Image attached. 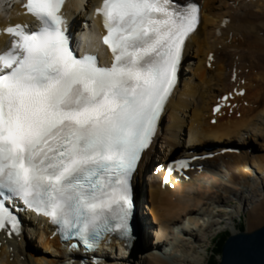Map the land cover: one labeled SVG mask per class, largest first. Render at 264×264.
Listing matches in <instances>:
<instances>
[{"label":"snow or ice","instance_id":"snow-or-ice-1","mask_svg":"<svg viewBox=\"0 0 264 264\" xmlns=\"http://www.w3.org/2000/svg\"><path fill=\"white\" fill-rule=\"evenodd\" d=\"M64 5L22 0L35 26L2 30L11 40L0 51V231L19 234L8 205L18 199L49 217L65 240L94 249L106 234L132 239L130 180L200 9L174 0H102L96 14L106 31L99 40L112 53L107 64L74 54ZM187 166L177 161L168 172Z\"/></svg>","mask_w":264,"mask_h":264},{"label":"bare ground","instance_id":"bare-ground-1","mask_svg":"<svg viewBox=\"0 0 264 264\" xmlns=\"http://www.w3.org/2000/svg\"><path fill=\"white\" fill-rule=\"evenodd\" d=\"M100 1L68 0L65 11L79 30L88 33L91 29L93 49L105 55L99 42L100 20L89 21L90 14ZM174 2L180 6L198 4L201 7V23L187 41L184 55L186 69L180 72L182 84L177 86L165 110L168 119L165 133L159 137L161 149L167 152L164 158L172 154H209L217 155L218 160L199 165L202 171L213 174L196 175L194 182L187 187L174 178L163 189L162 179L168 174L162 175L161 181L154 179L153 173L150 174L152 164L158 162L153 145L146 153L133 183L137 215L132 225V239L120 245L111 242L113 244L110 243L109 249L100 254L104 258L101 264H133L136 260L140 264H203L207 249L203 256L191 258V254L200 250V239L194 231L200 234L202 230L208 232L221 222L216 218L218 214L205 213L204 207L212 204V197L216 199L220 195L222 198L223 181L231 184L233 189L242 187L245 191H252L253 169L264 173V154L259 151L254 154L243 146L248 144L244 140L242 147L234 143L246 133L264 144V0H234L235 7L226 13L228 7L225 6L229 0ZM20 4L22 0H5L0 22L3 23L12 12L14 21L24 18L21 11H16ZM83 22L88 23L90 28L87 29ZM234 75L237 76L236 81L228 82ZM241 90H245L243 96L239 94ZM224 94H230L228 105L222 106L220 113L213 115V106ZM212 118L217 119L214 125L210 123ZM182 140L187 145L180 148ZM240 149L245 152H235ZM261 179L263 182L264 176ZM194 187L202 194L192 195ZM231 201L233 199L223 203L230 204ZM27 220V216L23 215V232L18 237L0 233V264H72L77 257H87L70 255L71 249L63 247L60 239L47 231L49 218ZM248 221V231L264 224V197L253 203ZM232 233H238L237 227ZM187 235L190 238L184 239ZM181 238L184 241L180 242V251L172 252V245ZM201 240L209 242V237H202ZM32 241L43 250V254L54 259L23 251L24 244L30 245ZM155 241L158 248L152 245ZM116 253L121 255L122 262L116 261L119 258Z\"/></svg>","mask_w":264,"mask_h":264},{"label":"rangeland","instance_id":"rangeland-1","mask_svg":"<svg viewBox=\"0 0 264 264\" xmlns=\"http://www.w3.org/2000/svg\"><path fill=\"white\" fill-rule=\"evenodd\" d=\"M233 1L229 0L228 4L225 6V7H228L227 10L225 11V13L230 11L231 7H233V8L235 7V5H233ZM248 2H249V0H248ZM231 79L232 78L230 77L228 79V82H230ZM166 122H167V120H166ZM245 134L246 133H244V136L242 135L243 137L241 136V138L236 139V141H234V143L236 142L235 144L237 146L242 147L241 146L243 143L242 140H244V142L246 141V143H248V144L243 145V146L248 147L247 149H251V151H253L254 154L258 153V151L261 154H264L263 153L264 152V144L261 143L262 141H257V139L249 137L247 134L246 135ZM181 143H180V148H183L185 145H187V142L185 140H182ZM253 149H255V150H253ZM162 150L163 149H161V142H160V144L157 148V151H156L157 154H155L156 158H158L157 160H159L160 163H163L164 155L167 153L166 151L163 152ZM186 150H187V148H186ZM241 151H244V150H242V149L235 150L236 153L241 152ZM178 152H179V150H178ZM175 153H177V152L175 151ZM178 155H180V154H178ZM211 160H218V158L217 159L214 158ZM220 160H221V158H220ZM253 170L254 171L252 172V176H251V184H253L254 189L252 191H249V190L245 191L242 189V187H239V189L238 188L233 189L231 187V184H229V183L227 184L226 181H223L222 182L223 185H221L222 186L221 187L222 188V193H221L222 198L220 197V199H214L212 197V200H210V203H212V204L204 207L203 211L205 213H212L214 215L218 214L216 216V218L221 219V222H219L218 226L213 228L211 231L204 232L202 230L201 234H200V232H197V230L194 231V233H196V235L198 234V239H200V244H198V246H200V250L198 249L199 250L198 253L196 252L194 254H191V258L194 257V259H195L198 256H203L205 249H207L206 255H204L205 257H204L203 264H218L221 260L222 242L224 240H226V238H228L232 234V230L234 227H237L238 232H244V231L253 232V231L261 228L262 226H264V224H263L262 226H260L258 228H255V229H252L251 231H248V222H249L248 219H249V213L251 211L252 205H253V203H256L257 201H259L260 199H262L264 197V185H263L264 181L262 182V179H261V176H264V173H262V171H260L258 169L255 170V168ZM236 189H238V190H236ZM210 199H211V197H210ZM229 199H233V201H231L230 204L223 203L224 201L229 200ZM219 211H221V212H219ZM220 213H222V214H220ZM147 216H148V220H150L151 219L150 215L147 214ZM241 228H242V230H241ZM199 234L202 235V237H209V242H204V240L202 241L201 240L202 237ZM185 238H190V236L187 235L184 237V239ZM182 239L183 238H181L180 241L177 240L176 243L174 242V244L172 245V248H174V249H172V252L174 250H177V249L180 251V249H181L180 246L184 241ZM150 241H149V244H150ZM181 241H182V243H180ZM153 243H154V244H152L153 247L158 248L159 245H156L157 244L156 241ZM24 248L25 249L23 251H25L29 254L34 253L36 256L46 257V258L51 259V260L54 259V258H52V256H49L48 254H45V253L43 254V252H42L43 250L39 246H37L33 241L30 243V245H28L27 243L24 244ZM150 248H151V246H150ZM34 250L36 251V253L34 252ZM179 251H177V252H179ZM179 253H181V252H179ZM115 256L119 257L118 260H116L117 262L123 261V260H121V255H118L116 253ZM133 264H140V263H138L136 260V261H133Z\"/></svg>","mask_w":264,"mask_h":264},{"label":"water","instance_id":"water-1","mask_svg":"<svg viewBox=\"0 0 264 264\" xmlns=\"http://www.w3.org/2000/svg\"><path fill=\"white\" fill-rule=\"evenodd\" d=\"M218 264H264V226L231 234L222 242Z\"/></svg>","mask_w":264,"mask_h":264}]
</instances>
